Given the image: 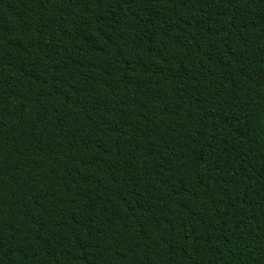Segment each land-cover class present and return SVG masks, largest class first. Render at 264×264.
<instances>
[{
	"label": "trees",
	"instance_id": "trees-1",
	"mask_svg": "<svg viewBox=\"0 0 264 264\" xmlns=\"http://www.w3.org/2000/svg\"><path fill=\"white\" fill-rule=\"evenodd\" d=\"M0 264H264V0H0Z\"/></svg>",
	"mask_w": 264,
	"mask_h": 264
}]
</instances>
